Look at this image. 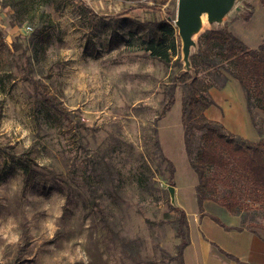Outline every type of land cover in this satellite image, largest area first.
I'll return each instance as SVG.
<instances>
[{
    "label": "rangeland",
    "instance_id": "obj_1",
    "mask_svg": "<svg viewBox=\"0 0 264 264\" xmlns=\"http://www.w3.org/2000/svg\"><path fill=\"white\" fill-rule=\"evenodd\" d=\"M177 3L0 0V264H177L166 159L186 190L190 163L159 117L182 69L152 58L138 25L175 22ZM33 146L39 175L23 191L18 159ZM255 216L264 226V207Z\"/></svg>",
    "mask_w": 264,
    "mask_h": 264
},
{
    "label": "trees",
    "instance_id": "obj_2",
    "mask_svg": "<svg viewBox=\"0 0 264 264\" xmlns=\"http://www.w3.org/2000/svg\"><path fill=\"white\" fill-rule=\"evenodd\" d=\"M26 1L36 3L39 0ZM261 2L264 5V0ZM43 15L44 12H41V18ZM138 25L142 30L149 27L153 33V38L144 42L145 51L166 66L177 57L173 64L182 69L181 43L174 22L168 18ZM191 61L196 78L182 74L178 79L183 85L184 144L189 163L198 177L196 193L200 211L203 213L205 201H213L239 217L241 228L259 232L258 228H264L256 223L255 216L259 208L264 207V124L257 123L254 115L255 112L264 115V44L252 50L227 27L220 31H207L200 37L199 50ZM230 79L238 81L244 91L248 111L260 136L257 142L228 132L222 124L209 120L205 114L214 105L210 90L224 88ZM177 88L178 84L174 82L169 87L160 120L174 106ZM37 91L49 108L62 115L67 114L49 94ZM156 144L161 149L160 142ZM35 149L34 146L29 148L18 159L23 171V191L28 190L39 175ZM166 162L170 171L169 183L175 186V167L167 159ZM171 208L178 215L175 224L180 238L174 260L177 264H185L184 250L191 242L189 223L182 209ZM133 244L131 240L123 241L125 249L132 253L136 251ZM28 245V231L24 227L19 253L25 251Z\"/></svg>",
    "mask_w": 264,
    "mask_h": 264
},
{
    "label": "crops",
    "instance_id": "obj_3",
    "mask_svg": "<svg viewBox=\"0 0 264 264\" xmlns=\"http://www.w3.org/2000/svg\"><path fill=\"white\" fill-rule=\"evenodd\" d=\"M250 6L249 19L235 18L227 22L226 27L249 49L255 50L264 44V5L255 0ZM182 96V91L177 88L173 107L178 109L177 116L176 119L167 116L160 121L161 136L177 131L176 135H181L184 140ZM210 96L214 105L205 112L209 120L222 124L228 132L250 142L260 140L238 81L230 79L224 88L210 90ZM188 167L189 190L180 185L177 178L174 181L177 205L186 213L190 229L191 242L184 250V263L264 264V234L241 228L239 217L213 201L204 202L202 213L196 193L198 177L190 164Z\"/></svg>",
    "mask_w": 264,
    "mask_h": 264
},
{
    "label": "water",
    "instance_id": "obj_4",
    "mask_svg": "<svg viewBox=\"0 0 264 264\" xmlns=\"http://www.w3.org/2000/svg\"><path fill=\"white\" fill-rule=\"evenodd\" d=\"M248 0H178L174 27L181 43L182 74L196 78L191 58L199 50V39L207 31H220L235 18H249ZM181 74V75H182ZM171 205L178 208L176 188L168 186Z\"/></svg>",
    "mask_w": 264,
    "mask_h": 264
}]
</instances>
